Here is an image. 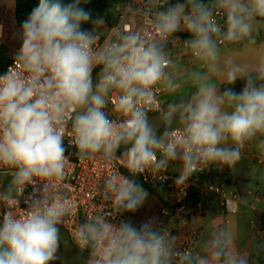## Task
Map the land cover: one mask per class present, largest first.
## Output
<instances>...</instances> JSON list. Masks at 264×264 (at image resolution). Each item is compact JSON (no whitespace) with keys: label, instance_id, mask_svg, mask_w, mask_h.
I'll use <instances>...</instances> for the list:
<instances>
[{"label":"clouds","instance_id":"obj_1","mask_svg":"<svg viewBox=\"0 0 264 264\" xmlns=\"http://www.w3.org/2000/svg\"><path fill=\"white\" fill-rule=\"evenodd\" d=\"M86 3L39 0L20 26L14 65L0 75V172L11 177L6 185L0 180V264L59 259L67 243L60 226L73 211L75 164L65 155V137L80 163L99 158L128 173L101 176L92 195L99 205L91 203L75 224L71 239L88 251L86 264H250V253L223 225L210 227L197 245L179 247L155 216L112 221L148 199L138 174L163 180L179 161L174 182L183 190L210 165L234 167L249 141L261 138L264 151V55L249 64L221 53L224 45L255 47L264 0H125L111 28ZM87 23L91 31L82 29ZM180 31L190 38L181 41ZM169 44L187 50L194 66L182 68ZM237 80L242 91L220 90ZM151 112L159 113L158 123Z\"/></svg>","mask_w":264,"mask_h":264},{"label":"crops","instance_id":"obj_2","mask_svg":"<svg viewBox=\"0 0 264 264\" xmlns=\"http://www.w3.org/2000/svg\"><path fill=\"white\" fill-rule=\"evenodd\" d=\"M121 3L114 6L115 12L119 10ZM225 49L221 50L222 57L231 56L237 62L241 63H254L260 56L264 55V36L256 41L255 47H248L246 45H224ZM171 48L172 46H168ZM172 57L181 64L182 68H192L193 62L190 53L179 46H173L170 50ZM183 84V83H182ZM184 87V84H183ZM167 98V94L163 96V100ZM159 113H155L158 115ZM259 139L249 141L246 147L242 150L244 156L242 159L229 170L224 173H219L216 165L211 168V175H218L215 180L217 184L226 182V195L225 204L222 206L220 198L211 195L203 199V209L201 214L191 216L186 223H180L175 214L170 213L166 216L163 215L164 210H169L168 207L173 206V196L167 190L160 188L159 194L163 197L168 207L164 206L158 196L144 189L149 193L148 199L142 208L134 215L127 216L133 221L139 222L147 217L155 216L159 222L173 235L178 236V246L181 247L187 237L190 229H195L199 233V237L193 246L202 240L208 229L215 225H223L232 232L236 238L237 244L242 251L250 253V264H255L254 259H258L260 264H264L262 258L259 256V245L256 242L264 235V151L258 148ZM255 156L261 157V161H257L259 167L252 168L250 162L253 161ZM239 164V165H238ZM180 162L175 161L170 165V170L179 175ZM254 169V170H253ZM253 184L254 188L249 192L247 185ZM227 205L234 208V212H228ZM62 236L67 242H62L58 252V264H85L88 257V252L85 250L80 252L78 247L73 244L68 234L61 229ZM258 253L256 254L254 249ZM84 256V258H83Z\"/></svg>","mask_w":264,"mask_h":264},{"label":"built area","instance_id":"obj_3","mask_svg":"<svg viewBox=\"0 0 264 264\" xmlns=\"http://www.w3.org/2000/svg\"><path fill=\"white\" fill-rule=\"evenodd\" d=\"M172 1L173 0H168V3L170 4ZM124 2L125 0H121V6L124 4ZM129 2H131V0H129ZM135 2L139 3L140 0H135ZM120 10L121 7L117 11L116 16H118ZM218 19L220 20L221 23L223 22L222 16H219ZM100 34L104 35V32ZM175 35L178 36L181 41L185 39L177 33H175ZM168 46H171V44H169ZM175 46L181 47L180 45H175ZM181 48L184 49L183 47ZM13 65H14V58L10 61V63L6 66L4 72L0 75L5 74L8 68ZM94 70H93V75H95ZM165 94H161L160 98L163 97ZM105 111H107V109ZM155 113L158 112H151L149 113V116ZM68 141L69 138L65 137L64 144L67 149L65 155L69 158L71 163L75 164L74 166L73 165L69 166V182L71 183V191H72L70 201L72 203L73 211H72V215L66 219L65 225H61L60 227L68 234L70 241L73 244H75L72 241L71 236L75 231V224L77 220H79V222L84 221L86 213L90 209L91 203L96 205H99L100 203V197L97 196L92 199V195L95 190V184L99 181V178L111 172L113 169L121 171V173L124 175H127L128 173L127 170L121 167L119 164L109 163L105 165L99 158H97L94 161L86 160L83 163H80L75 155L76 149L74 148V146H70ZM122 151L123 149L118 150L117 155L119 156L120 154H122ZM256 157L257 156H255V158ZM213 165H216L219 173H224L225 171L231 168L226 165H218V164H213ZM213 165H210L208 168L204 169L203 171H198L193 176H191L187 181L186 187H184L183 190H181L176 186L174 181L177 175L173 173L170 170V168H168L167 171L161 174L164 177H166V179L163 180L153 176V174L148 171H146L143 174H138L136 179L138 183H140L146 189L154 190V189L163 188L168 192H170L174 200L173 214L176 215L177 220L180 223H182V221L186 223L191 216L202 213L203 199L211 195L220 198L222 206L225 204V200L227 198L226 182L223 181L222 183L217 184L215 180L218 179V175L217 174L213 176L211 175V168ZM10 179L11 177L4 178V173L0 172V180H3L2 182L4 185H6ZM30 191H31V187L27 189L26 194L27 192ZM20 207L22 209L27 207L23 203V198H21ZM105 210L108 211L109 209L106 208ZM4 211H6V209L2 205H0V213H3ZM169 213L170 212L168 210L163 211L164 216L168 215ZM122 218H127V215L124 214L122 217L118 216L112 222L117 223L119 219ZM0 219H2V217H0ZM198 237H199L198 231L195 229H190L187 233L186 241L181 247L193 246L196 240L198 239ZM58 262L59 259L51 262V264H58Z\"/></svg>","mask_w":264,"mask_h":264},{"label":"trees","instance_id":"obj_4","mask_svg":"<svg viewBox=\"0 0 264 264\" xmlns=\"http://www.w3.org/2000/svg\"><path fill=\"white\" fill-rule=\"evenodd\" d=\"M209 0H203L204 3H207ZM63 3L67 4L71 2V0H62ZM176 2H185V0H173L170 4H174ZM39 3V0H14V20L17 28L20 30V26L22 22L27 18L31 10L36 7ZM121 3V0H87L86 4H82L86 10H90L93 17L97 15H102L106 17V28H110L116 22L117 12L114 10V6ZM92 24L87 23L82 25L83 30L91 31ZM103 33V31H101ZM177 34L181 35L183 38L188 39L189 34L184 32H177ZM258 39H256L257 41ZM13 58L8 57L5 54V48L0 47V74H2L6 68V66L10 63ZM99 72V67L94 70V74ZM244 86L243 80H237L234 85H226L222 84L220 86V90L223 91L227 87H232L234 91L240 92ZM149 190V189H148ZM159 189L149 190L155 193L158 198L162 201L164 206L168 207L169 205L163 199V197L158 192ZM170 210V214L173 215L174 205L168 207ZM137 213V212H136ZM136 213H125L127 216H134Z\"/></svg>","mask_w":264,"mask_h":264},{"label":"rangeland","instance_id":"obj_5","mask_svg":"<svg viewBox=\"0 0 264 264\" xmlns=\"http://www.w3.org/2000/svg\"><path fill=\"white\" fill-rule=\"evenodd\" d=\"M260 27L261 29H259L258 34L254 33L256 39H260L264 36V22L261 23ZM20 46H21V41L19 38V29L17 28L14 20V0H0V47L5 48V54L8 57L15 58V55L18 52ZM225 48L226 46H222L221 50ZM97 75L98 73L93 75L94 81L96 80ZM182 83L184 84V89L187 90L188 88L187 83L184 81H182ZM160 99L163 100V97H161ZM158 116L159 114L158 115L151 114L149 116V119L150 121L158 123L159 122ZM162 130H163V126L161 125L158 129V132H162ZM259 160L261 161V157H258L256 160L253 159V161L250 162V166L252 168L259 167V164L257 162ZM254 189L256 190L257 187L256 188L254 187ZM256 242H258L259 245L264 244V235L262 236L261 239H258ZM253 246L255 249L256 244H254ZM255 252L256 254L258 253L257 249H255ZM259 256L262 258V261L264 262V248H259ZM253 262L255 264H260V261L258 259L257 260L254 259Z\"/></svg>","mask_w":264,"mask_h":264}]
</instances>
